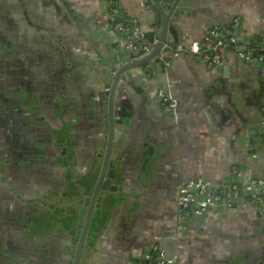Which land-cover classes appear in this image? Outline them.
<instances>
[{"label": "crops", "instance_id": "0c3cea01", "mask_svg": "<svg viewBox=\"0 0 264 264\" xmlns=\"http://www.w3.org/2000/svg\"><path fill=\"white\" fill-rule=\"evenodd\" d=\"M118 1L126 17L137 18L147 38L154 34L158 39L162 21L151 0ZM165 1L170 5L174 0ZM193 9L189 14L173 11L167 43L187 46L202 39L217 22L229 30L237 17L232 31L261 50L264 0H197ZM56 31L60 36L53 34ZM53 35L84 65L83 97H96L111 79L115 64L128 61L105 0H0L3 97L19 95L24 88L21 81L28 84L26 96L31 93L37 98L47 92L35 81L46 80ZM237 47H226L216 66L188 53L168 52L167 68L152 63L154 76L149 81L133 73L123 83L118 96L126 97L133 113L125 143L130 165L125 184L132 191L141 185L143 196L130 217L105 221L84 264H136L161 240L177 264H264V218L244 197L231 198L230 205L209 207L193 227L191 218L187 224L180 221L176 201L183 181L228 183L234 165L241 170L242 182L264 176V141L259 133L264 120V62L247 64ZM166 81L179 103L177 119L158 103L156 91ZM143 143L155 145L157 154L147 171L137 167L143 159Z\"/></svg>", "mask_w": 264, "mask_h": 264}, {"label": "flooded vegetation", "instance_id": "af4514ba", "mask_svg": "<svg viewBox=\"0 0 264 264\" xmlns=\"http://www.w3.org/2000/svg\"><path fill=\"white\" fill-rule=\"evenodd\" d=\"M196 1L181 0L179 7L189 14ZM159 14L161 18L160 11ZM238 22L236 17L229 30L221 22L212 27L218 25L232 31ZM52 38L44 70L46 80L35 81L36 87L43 84L47 92L37 98L31 93L24 95L30 91L26 81H21L24 88L17 96L7 98L0 92V150L5 156L0 158V264H84L85 258L80 257L82 246L78 245L85 227L94 235L92 251L105 221L130 217L143 196L141 185L132 191L125 184L130 166L125 143L129 141L126 138L133 125V113L126 97L118 96V91L129 76H121L110 104L115 67L111 79L103 84V91L96 97H83L84 65L69 53L66 43L54 35ZM122 48L129 53L128 61L136 59ZM168 52L173 54L164 45L157 61L164 69L169 64L165 58ZM134 73L146 82L154 76L153 67L150 73L143 66ZM38 74L41 72L37 68L35 75ZM170 85L168 81L163 83L156 96L162 111L177 119L176 114L165 111L161 94L162 90L172 94ZM111 117L113 128L120 129H115L119 137L106 161ZM135 141L136 138L134 144ZM143 147V159L137 167L147 171L157 154L155 145L143 143ZM109 177H113L109 188L114 190L105 192L102 185ZM176 201L179 219L187 224L178 195ZM147 252L136 264H145Z\"/></svg>", "mask_w": 264, "mask_h": 264}, {"label": "built area", "instance_id": "2783aa9c", "mask_svg": "<svg viewBox=\"0 0 264 264\" xmlns=\"http://www.w3.org/2000/svg\"><path fill=\"white\" fill-rule=\"evenodd\" d=\"M109 12L113 16V29L121 38L120 43L132 53L136 59L148 55L157 39L149 41L147 36L140 31L136 17L128 18L118 0H105ZM239 46L238 37L233 31L221 29L215 25L200 40H194L187 46H173L165 44V48L172 51L175 56L181 53H188L197 60L209 66L221 64L224 49L228 46ZM262 50H264V39ZM161 59V58H159ZM260 62H264V52L259 55ZM151 63L144 65L146 72H151ZM163 95L164 108L166 112L177 114L178 100L170 93L161 92ZM264 112V107H263ZM260 137L264 141V120L260 126ZM233 179L230 182H217L201 178H192L183 181L179 186L178 201L182 206V217L192 218L193 215H203L204 212L213 206L230 205L231 198L242 196L255 207V213L264 215V176L247 177L244 182L238 177L241 170L237 165L231 167ZM145 264H177L176 257H168L155 243L145 255Z\"/></svg>", "mask_w": 264, "mask_h": 264}, {"label": "water", "instance_id": "95a60500", "mask_svg": "<svg viewBox=\"0 0 264 264\" xmlns=\"http://www.w3.org/2000/svg\"><path fill=\"white\" fill-rule=\"evenodd\" d=\"M181 0H175L173 5H165L166 1L165 0H151L153 5H155L160 13H161V19H162V26L161 30L159 31V37L157 39V42L153 45L152 51L146 55L144 58L141 59H131L129 61H120L119 64H115V68L117 71L114 74V80L112 83V91H111V97L109 98V104L112 102V97H113V91L117 86L118 81L120 80L121 76H133V73L135 72L136 68H139L141 66H144L148 63H157L158 59L162 55L164 45L167 43V35H168V30L170 27V21H171V15L173 11H182V8L179 7ZM188 3V1H187ZM230 32V31H229ZM235 35V33L233 32ZM236 36V35H235ZM237 37V36H236ZM149 41H153L155 39V35H150L148 37ZM263 42V39H262ZM238 44L239 46L236 48V51L241 55L243 60L247 64H254L257 66L261 65V62L259 60V55L264 52V50H259L251 47L250 41H244L243 39L238 38ZM129 57V56H128ZM128 60V59H127ZM113 71V69H112ZM179 112V107L177 110V113ZM178 115V114H176ZM112 121L109 131H108V138H109V144H108V151H107V156H106V161L109 158V153H110V148L113 146V142H116L119 137V131H117L118 127L113 128V117L110 119ZM117 129V130H115ZM112 144V145H111ZM105 169V168H104ZM104 171H102L103 173ZM113 182V177H109L103 182L102 188L105 190V192H111L114 190V187H110L111 183ZM98 188V187H97ZM110 189V190H108ZM106 203V202H105ZM90 215H88V218ZM203 220L202 215H193L192 218L189 221L190 227L195 226V224H198V222H201ZM85 227L83 230V234L81 236V240L78 246H82V251L80 254V257L82 256L83 258H88L91 255V247H93L92 240L94 238L93 233H89V228ZM84 236V237H83ZM83 237V238H82ZM162 240L160 243V248L167 254L168 257L172 258L174 257L173 254L169 255L170 253L168 250H166L163 245H162ZM85 244V245H84ZM80 248V247H79ZM79 253L77 251L76 257L78 258ZM75 257V258H76Z\"/></svg>", "mask_w": 264, "mask_h": 264}, {"label": "rangeland", "instance_id": "374dc122", "mask_svg": "<svg viewBox=\"0 0 264 264\" xmlns=\"http://www.w3.org/2000/svg\"><path fill=\"white\" fill-rule=\"evenodd\" d=\"M0 158L1 159H4L5 158L4 153L1 150H0ZM0 165H1V163H0Z\"/></svg>", "mask_w": 264, "mask_h": 264}]
</instances>
